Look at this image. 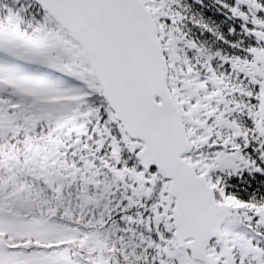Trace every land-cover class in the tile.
<instances>
[{"label":"snow or ice","instance_id":"snow-or-ice-1","mask_svg":"<svg viewBox=\"0 0 264 264\" xmlns=\"http://www.w3.org/2000/svg\"><path fill=\"white\" fill-rule=\"evenodd\" d=\"M0 264H264V0H0Z\"/></svg>","mask_w":264,"mask_h":264}]
</instances>
